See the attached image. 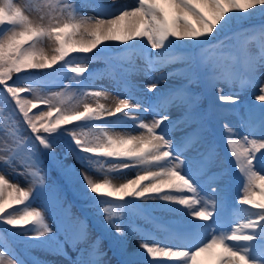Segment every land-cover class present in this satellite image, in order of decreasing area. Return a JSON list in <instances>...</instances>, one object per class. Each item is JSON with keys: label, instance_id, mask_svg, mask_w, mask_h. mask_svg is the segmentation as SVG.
I'll return each instance as SVG.
<instances>
[{"label": "rangeland", "instance_id": "obj_1", "mask_svg": "<svg viewBox=\"0 0 264 264\" xmlns=\"http://www.w3.org/2000/svg\"><path fill=\"white\" fill-rule=\"evenodd\" d=\"M237 2L243 4L250 15L249 20L261 15L264 19V0H0V20H3L0 28L6 21L12 23L0 35V77L7 76L11 64L18 69L44 70L50 66L56 57V34L69 29L71 33L65 40L67 50L85 55L76 58L73 70L79 72L81 78H84L82 73L85 72L89 83L82 91L71 83L52 89L29 86L31 93L20 96V104L14 102L13 106L5 103L4 97L16 90H24L26 86L16 89L7 87L3 91V98L0 97V224L14 228L23 226L29 217H34L36 226L29 232L17 235L47 237V241L64 252L63 256H57L42 247L31 245L24 251L33 262L81 264V248L89 250L91 240L88 239L92 234L79 218L80 213L77 210V215L74 213L67 195L71 202H85L99 193L117 198L163 187L178 190V195L145 198L144 204L178 209V212L160 214L174 223L182 222L190 215L195 219L196 215L194 222H184H196L202 226L203 218L212 220L219 217L223 205L228 201H233L238 208L237 220L234 221L236 224L226 234L222 232L228 244L224 235L208 239L204 250L213 251L212 256L201 261L197 256L203 250L195 251L186 255L187 261L181 264H207L213 258L212 264H264V258L258 257L260 244L264 242V210L259 212L264 208V125L256 132H250L248 127L253 115L261 111L259 107L264 105L263 36L260 37L263 46L261 53L255 49L259 44L255 34L245 32L241 36L248 51L249 68H246L253 74L254 87L243 91L241 95L228 92L223 98L226 102L242 100V119L234 117L228 123L229 135L232 136L229 141H233L235 146L234 174L238 172L239 166L245 175L237 176L238 180L244 182L240 191H234V183L222 177L207 189L209 194L213 193L211 197H201L199 184L195 191L197 197L190 196L195 199L192 202L186 192L189 187L196 186V180L186 179L182 169L175 164L177 159L185 158L174 157L173 163L165 168L155 165V160L163 161L164 154L170 151L165 147V142L174 144L175 136L179 133V129L167 132V127L162 130L159 128V124L167 125L173 117L169 110H160L159 96L180 82L171 73L175 67L189 61L187 54L175 57L171 53L177 47L182 49L200 44L202 38L198 33H207L204 26L207 21L213 31L216 27L227 30L239 14ZM32 35L37 36L36 39L23 47L26 50L14 62L12 58L16 47ZM127 46L147 50L151 56L147 62L142 56L135 55L138 53L132 52L131 48V53L121 55L118 64L130 66L122 73L130 83L132 93H126L106 62L94 55L97 50L116 52ZM204 66L212 70L208 79L211 88L231 86V81L225 80L223 84L220 77V73L225 70L231 78L236 67V60L229 50L216 49L211 54H205ZM221 95L214 94L215 100L220 102ZM130 104H136L140 109L136 116L145 120V124H139L135 130L129 127L94 126L72 133L62 132L69 134L78 148L102 152L106 158H110L109 162L98 152H94L93 158L81 152L75 157L62 150L61 145H54L49 147L52 163L43 156L48 139L32 132L33 126L41 125L54 113L56 115L51 116V121L56 124L80 116L85 108L91 111L88 119L101 116L112 118L122 112L119 111L122 106ZM33 107L36 109L33 110ZM23 110H32V113L26 115ZM147 126L157 132H148ZM130 156L135 157L129 159ZM186 156L189 157V154ZM67 165L70 176L62 170ZM126 166H133V169L114 174L116 169ZM53 169L57 171L55 180L51 175ZM162 170L169 173L168 178L158 174ZM157 180L166 183L154 184ZM117 184L121 189L113 193L112 189ZM34 188L38 189L36 200L14 210L15 205ZM127 201L128 198L123 199V203ZM182 201L185 202L184 206L179 203ZM186 208L193 212H185ZM124 210V205L112 201L93 211L96 221L105 218L104 225L113 229L115 236L108 231L109 238L119 248L121 260H128V256L133 254L175 257L178 250L171 245L168 249L165 247V251H154L155 254L147 252L151 246H163L158 241L149 244L142 236L137 238L122 223L116 222L117 216L126 218ZM211 225L205 230L210 235ZM127 244L129 249L125 248ZM83 260V264H86V260ZM117 262L106 256L100 264ZM0 264H24L9 246L2 230Z\"/></svg>", "mask_w": 264, "mask_h": 264}, {"label": "trees", "instance_id": "obj_2", "mask_svg": "<svg viewBox=\"0 0 264 264\" xmlns=\"http://www.w3.org/2000/svg\"><path fill=\"white\" fill-rule=\"evenodd\" d=\"M236 6H237L239 14L235 18L233 26L242 25L243 22L248 21L250 18V15L247 12V10L244 8L243 4L237 2ZM1 22L3 23V20H0V25H1ZM257 23H260V24H258V26H256L257 28L264 26V22L261 23V21H258ZM0 30H1V28H0ZM69 33H71V31L68 29V30H65L64 32H62L60 34H58V33L56 34V36H55V38H56V57H55V60L53 61L52 65L48 66L45 70H39V69H18L17 67H15L14 65L11 64L7 69V72H8L7 76L6 77H4V76L0 77V87H3V88L14 87V88H16L17 86H19L18 85L19 83H17L16 79H15L16 75L26 74V75L33 76L34 79L40 80V81L49 78L55 72V70L63 63V61L67 57V55L69 53H71V50H67V48L65 46L66 45V43H65L66 36ZM25 41H27V40H25ZM21 43H20V45H21ZM18 47L19 46L16 47V50L14 51V55L12 58V60L14 62H17L20 59V57H19L20 51H17ZM20 95H23V93H21ZM14 98H16V95H15V97L13 96V99ZM59 127L60 126L53 125L51 122L46 121V123L37 127V131L55 130V129H58ZM17 230L18 229H16V232H17Z\"/></svg>", "mask_w": 264, "mask_h": 264}, {"label": "bare ground", "instance_id": "obj_3", "mask_svg": "<svg viewBox=\"0 0 264 264\" xmlns=\"http://www.w3.org/2000/svg\"><path fill=\"white\" fill-rule=\"evenodd\" d=\"M129 22H131V19H129ZM168 110L170 111V114L173 116V111L175 110V105L170 107ZM158 174H162L166 178L169 177V173L166 170H162V172H159ZM165 183L166 182L164 180H157L154 184H165ZM120 189H121V186L119 184H117L116 186L113 187L112 192L113 193H118L120 191ZM154 189L153 190H147L145 192L155 191ZM157 189H163V187L162 188H156V190ZM175 200L176 201H180L179 199H175ZM183 203H180V204H183ZM129 247L130 246L128 244L125 246L126 249H129ZM150 252H153V251L150 250ZM212 255H213V251H205V250H203V251H201L199 253V255L197 256V259L202 260V259L208 258L209 256H212ZM209 264H211V263H209Z\"/></svg>", "mask_w": 264, "mask_h": 264}]
</instances>
